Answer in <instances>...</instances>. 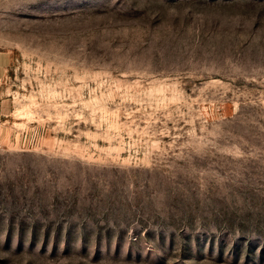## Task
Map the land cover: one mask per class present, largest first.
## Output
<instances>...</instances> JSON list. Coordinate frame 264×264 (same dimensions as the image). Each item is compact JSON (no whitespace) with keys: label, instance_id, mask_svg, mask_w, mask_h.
I'll use <instances>...</instances> for the list:
<instances>
[{"label":"rangeland","instance_id":"rangeland-1","mask_svg":"<svg viewBox=\"0 0 264 264\" xmlns=\"http://www.w3.org/2000/svg\"><path fill=\"white\" fill-rule=\"evenodd\" d=\"M0 264H264V0H0Z\"/></svg>","mask_w":264,"mask_h":264},{"label":"crops","instance_id":"crops-1","mask_svg":"<svg viewBox=\"0 0 264 264\" xmlns=\"http://www.w3.org/2000/svg\"><path fill=\"white\" fill-rule=\"evenodd\" d=\"M11 61L10 54L6 51H0V125L5 120H2L3 116L6 115L9 105L8 92L5 91V78L9 72V64ZM5 134H0V140Z\"/></svg>","mask_w":264,"mask_h":264}]
</instances>
